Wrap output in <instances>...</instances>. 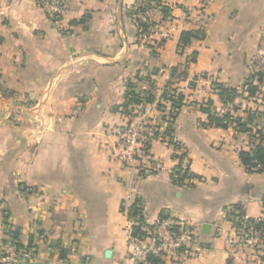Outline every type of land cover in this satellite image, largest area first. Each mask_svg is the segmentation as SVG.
Segmentation results:
<instances>
[{"label":"crops","instance_id":"0c3cea01","mask_svg":"<svg viewBox=\"0 0 264 264\" xmlns=\"http://www.w3.org/2000/svg\"><path fill=\"white\" fill-rule=\"evenodd\" d=\"M137 1L67 0L57 25L40 0H0V240L15 231L36 251L31 264H129L136 203L147 222L167 212L193 225L203 249L183 264H264L251 247L226 246L235 233L229 209L264 219V171H247L238 156L259 142L256 131L264 136V0H163L170 38L158 45L157 34L137 32ZM182 31L200 37L181 48ZM174 66L186 76L171 77ZM129 82L154 93L153 102L164 90L184 95L171 136L190 185L171 181L175 151L159 140L150 146L155 174L141 176L115 156ZM213 83L240 93L235 117L251 131L208 124L201 106L223 108Z\"/></svg>","mask_w":264,"mask_h":264},{"label":"built area","instance_id":"2783aa9c","mask_svg":"<svg viewBox=\"0 0 264 264\" xmlns=\"http://www.w3.org/2000/svg\"><path fill=\"white\" fill-rule=\"evenodd\" d=\"M67 0H40V5L47 17L59 24L66 10ZM166 6L163 0H138L132 8L134 17L140 18L145 29L135 22L137 32L141 37H150L157 34L153 45H158L170 38L167 23L171 20L168 11H162ZM167 7V6H166ZM139 8H146L143 13ZM156 14L160 15L156 18ZM259 53L264 59V41ZM174 95L176 93L170 92ZM141 105V104H140ZM140 105H129L127 123L117 133L118 148L115 156L126 167L134 168L141 176L152 175L160 170L150 153L151 143L155 140L163 142L175 151L177 164L169 169V176L173 183L190 185L194 175L189 170L187 157L176 146L167 129L173 126L177 110L171 106L167 98H159L157 102L147 103L146 109ZM238 105L235 99L223 102L222 113L235 116ZM179 112V111H178ZM238 212V211H236ZM227 217L233 223L234 236L227 239V250L233 243L246 245L257 252V256L264 257V227H257L253 222H247V217L233 218L227 212ZM256 218L255 220H261ZM129 236L127 239L126 259L129 264H183L187 259L197 256L203 249L196 240L193 225L174 219L169 213L161 212L158 217L147 222L141 217H129ZM237 221V224L235 223ZM133 226H139L140 231L133 233ZM36 251L29 245L20 244L18 238L13 237L10 231L0 240V264H31ZM264 261V260H263Z\"/></svg>","mask_w":264,"mask_h":264},{"label":"trees","instance_id":"16d2710c","mask_svg":"<svg viewBox=\"0 0 264 264\" xmlns=\"http://www.w3.org/2000/svg\"><path fill=\"white\" fill-rule=\"evenodd\" d=\"M158 2L159 0H155ZM146 8H139L137 9V12L143 13ZM162 11L165 13L168 11V7L161 6ZM135 13V11H133ZM132 13V14H133ZM136 22L138 25H141L143 29H145V24L141 22L139 19H136ZM200 33L198 31H182L179 37V47H184L187 45L191 39L193 38H199ZM195 56L191 57L190 61H194ZM170 76L173 78H184L186 76V70L182 69L181 66H174L169 69ZM255 75L258 76V80L261 81L262 79V73L257 72L251 75V77H254ZM214 88L217 90V93L222 100V102H225L226 100H233L235 99L240 93H237V90L232 87H224L223 85L219 83H213ZM245 86V90L247 91V94L249 96H253L258 91V86L254 85L253 83L249 82L248 80L245 81L243 84ZM170 92L176 93L175 96L170 94ZM169 98L171 101V106L178 111L180 110L182 104L184 95L181 92H176L175 89L170 90H164L160 97L161 98ZM155 99L154 93H152L150 90L142 91V92H135L133 85L129 82L127 83V89L125 92V101L121 105V110L123 113L128 114V106L129 105H140L141 103H152ZM205 105L201 106V110L208 115V124L225 128L227 127V124L232 123L236 127L238 131H251V128L247 126L248 121L241 120L240 117L231 116L228 113H222L221 115L216 114L214 111L210 109V104H212L211 101H207L204 103ZM175 114V118L177 116ZM167 133L170 135L172 134V129L168 128ZM258 134L259 142L254 145V147L250 150H240L238 152L239 159L243 166L246 168L247 171H255V172H262L264 171V136L261 134L260 131H256ZM239 206H235L231 209H229V213L232 214L233 218H239L242 219L244 217L243 210H239ZM238 211V212H236ZM129 217H141V211L140 207L135 203L133 204L128 212ZM247 222H253L257 227H264V219L261 220H255L254 218H247ZM237 224V221L235 222ZM133 233H137L140 231L139 226H133ZM10 231V234L17 238V234L15 231ZM61 255H64V251H62ZM264 260V257H262Z\"/></svg>","mask_w":264,"mask_h":264},{"label":"rangeland","instance_id":"374dc122","mask_svg":"<svg viewBox=\"0 0 264 264\" xmlns=\"http://www.w3.org/2000/svg\"><path fill=\"white\" fill-rule=\"evenodd\" d=\"M259 68H258V70L257 71H262V72H264V60L260 63V66H258ZM256 71H254L253 73H255Z\"/></svg>","mask_w":264,"mask_h":264}]
</instances>
